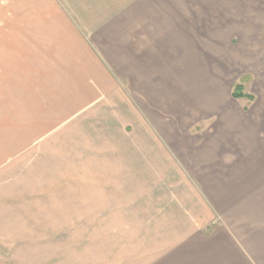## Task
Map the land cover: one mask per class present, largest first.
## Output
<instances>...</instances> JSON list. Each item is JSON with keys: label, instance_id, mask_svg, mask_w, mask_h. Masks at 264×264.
<instances>
[{"label": "crops", "instance_id": "1", "mask_svg": "<svg viewBox=\"0 0 264 264\" xmlns=\"http://www.w3.org/2000/svg\"><path fill=\"white\" fill-rule=\"evenodd\" d=\"M157 1L94 30L111 82L87 77L109 92L118 134L100 157L114 188L140 182L144 221L166 230L157 236L158 264H264V79L247 55L264 46L244 41L264 35V0L201 14L183 12L181 0ZM219 32L221 73L208 55V35ZM235 85L248 87L249 104L232 98Z\"/></svg>", "mask_w": 264, "mask_h": 264}, {"label": "rangeland", "instance_id": "2", "mask_svg": "<svg viewBox=\"0 0 264 264\" xmlns=\"http://www.w3.org/2000/svg\"><path fill=\"white\" fill-rule=\"evenodd\" d=\"M46 1L0 0V264H158L157 236L166 230L144 221L140 182L133 191L121 181L113 187L100 157L118 135L109 92L87 77L102 80L100 73L111 82L93 48L95 28L158 1ZM180 3L183 12L199 14L236 7L231 0ZM208 37L221 73L223 36ZM244 41L264 46V35ZM247 55L256 57L264 79V52ZM14 254L16 262L9 260Z\"/></svg>", "mask_w": 264, "mask_h": 264}, {"label": "trees", "instance_id": "3", "mask_svg": "<svg viewBox=\"0 0 264 264\" xmlns=\"http://www.w3.org/2000/svg\"><path fill=\"white\" fill-rule=\"evenodd\" d=\"M232 98L234 99H248L251 100V96L244 94L243 87L241 85H235L232 92Z\"/></svg>", "mask_w": 264, "mask_h": 264}]
</instances>
